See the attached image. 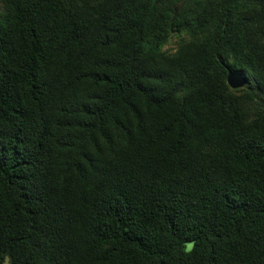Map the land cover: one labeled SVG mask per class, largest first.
Instances as JSON below:
<instances>
[{"label":"trees","instance_id":"16d2710c","mask_svg":"<svg viewBox=\"0 0 264 264\" xmlns=\"http://www.w3.org/2000/svg\"><path fill=\"white\" fill-rule=\"evenodd\" d=\"M6 257L264 264V0H0Z\"/></svg>","mask_w":264,"mask_h":264},{"label":"water","instance_id":"95a60500","mask_svg":"<svg viewBox=\"0 0 264 264\" xmlns=\"http://www.w3.org/2000/svg\"><path fill=\"white\" fill-rule=\"evenodd\" d=\"M226 80L231 87H238L246 82V77L240 71H235L227 66Z\"/></svg>","mask_w":264,"mask_h":264},{"label":"rangeland","instance_id":"374dc122","mask_svg":"<svg viewBox=\"0 0 264 264\" xmlns=\"http://www.w3.org/2000/svg\"><path fill=\"white\" fill-rule=\"evenodd\" d=\"M173 44V41H171L169 44H167L166 46H171ZM2 264H9V259L8 257H6V259L4 260V262Z\"/></svg>","mask_w":264,"mask_h":264},{"label":"clouds","instance_id":"9594fccd","mask_svg":"<svg viewBox=\"0 0 264 264\" xmlns=\"http://www.w3.org/2000/svg\"><path fill=\"white\" fill-rule=\"evenodd\" d=\"M192 247H193V245H188V247L186 249V253H190L192 251Z\"/></svg>","mask_w":264,"mask_h":264}]
</instances>
